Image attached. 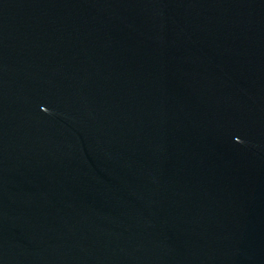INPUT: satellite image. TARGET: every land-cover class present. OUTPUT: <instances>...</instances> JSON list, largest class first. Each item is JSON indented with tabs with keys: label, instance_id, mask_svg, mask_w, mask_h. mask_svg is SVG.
I'll return each mask as SVG.
<instances>
[{
	"label": "water",
	"instance_id": "water-1",
	"mask_svg": "<svg viewBox=\"0 0 264 264\" xmlns=\"http://www.w3.org/2000/svg\"><path fill=\"white\" fill-rule=\"evenodd\" d=\"M0 264H264V0H0Z\"/></svg>",
	"mask_w": 264,
	"mask_h": 264
}]
</instances>
